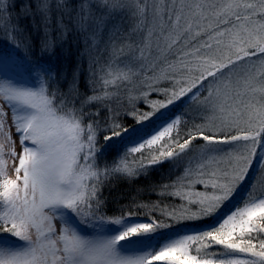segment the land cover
<instances>
[{
  "label": "snow or ice",
  "instance_id": "obj_1",
  "mask_svg": "<svg viewBox=\"0 0 264 264\" xmlns=\"http://www.w3.org/2000/svg\"><path fill=\"white\" fill-rule=\"evenodd\" d=\"M128 13L151 23L129 32L112 19ZM11 19L9 0H0V26ZM30 19L46 38L42 51L55 47L53 33L67 38L69 23L86 47L101 31L109 40L103 63L89 56L90 94L79 91L77 75L67 93L50 91L55 74L39 62L30 68L36 86L0 77V264H264V189L254 182L242 205L213 219L257 159L264 169V0H36ZM9 42L20 49L15 36ZM10 65L19 67L0 54V70ZM109 88H146L164 99L151 101V111L125 112L132 125L117 118L101 127L93 102L102 104ZM186 100L196 102L191 113L168 114ZM154 117L159 125L146 132ZM98 137L105 145L128 140L107 161ZM133 154L135 165L123 164ZM165 163L182 169L155 186L179 201L166 213L172 223L141 222L124 206L118 216L102 214L111 176L146 175ZM205 220H213L208 228L181 232Z\"/></svg>",
  "mask_w": 264,
  "mask_h": 264
},
{
  "label": "trees",
  "instance_id": "obj_2",
  "mask_svg": "<svg viewBox=\"0 0 264 264\" xmlns=\"http://www.w3.org/2000/svg\"><path fill=\"white\" fill-rule=\"evenodd\" d=\"M83 0H70V3L73 6H77L82 3ZM143 2V0H141ZM34 2L32 0H9V7L11 8V21L8 22L11 24H16L18 31L14 33H9V35L15 36L16 40L20 42V49L13 48V44L9 42V35L7 36L5 32L0 30V49L10 48L12 51H15L13 54L18 65L25 70L27 73H32L30 71L32 63L39 62L45 65L50 69L52 73L55 74V79L49 81L51 84L50 91L59 88L60 92L67 93V88L70 83L73 81L74 75L79 77V89L84 90L83 93H88L85 81L88 76L89 71V56H97L93 53V50H90L91 39L88 40V45L86 47L84 35L78 32L74 26L69 23L70 34L67 35V38L63 41L57 40L56 34L53 33V39L55 41V47L50 51H42V41L46 39L42 32L35 31L34 28H28L27 24H30L32 19H30L29 11L33 10L30 7L26 11L25 6H32ZM38 19V17L36 18ZM76 31L72 34V31ZM25 55L28 57V60H25ZM29 61L31 63H29ZM17 79H20L19 74H14ZM35 75V74H34ZM28 77V75H27ZM38 79V76L35 75ZM111 79V77H108ZM28 83H35L31 78H28ZM85 87V88H83ZM66 88V89H65ZM108 91L112 93L110 96L105 97L103 103L93 102L95 107L92 108V111L98 112L96 119L100 122L101 127L104 126L105 122L111 123L114 119L119 118V123L124 125L134 124V120L131 116H125L124 113H131L133 108L139 113H144L151 111L150 102L163 100L164 96L148 92L147 89L140 90H128L123 89L117 90L115 88H109ZM90 94V93H88ZM206 94V93H205ZM146 95V98H144ZM195 101L186 100L183 105L178 106L176 109H170L171 111H176L177 114L180 112H189L190 105ZM159 117H154L153 122H145V130L150 131L154 126H158ZM123 138H114L107 145L104 144L103 138L98 137L97 147L103 146V159L107 161H112L117 157L119 153L123 152L122 141ZM147 155V153H146ZM139 154L129 155L126 160L123 161V164L129 166H134L136 163V158ZM182 172V169L179 171L171 164L165 163L162 166H157L154 169L148 171L146 175H139L133 178H128L123 174H116L110 177V184L104 189V198L106 200L104 215L107 216H118L120 215L119 209L124 206L125 212L133 211L137 213L136 218L141 222H148L151 218H157L163 220L165 223H172V221L166 215L174 205H178L179 201L176 199H167L165 198L166 192L172 191V189L162 190L155 186H158L162 183H168L169 179H175L176 175H179ZM253 176V173L250 171L247 180L239 188L238 192L230 200L232 201L231 206L239 203L241 198V193L244 189H247L253 181L250 177ZM155 188V190H153ZM194 190L203 191V187L196 185ZM135 200L137 204L141 207L128 208L127 205H130L132 201ZM229 201V202H230ZM157 204L159 207L152 208L151 205ZM148 205V207H144ZM226 204L220 209L221 213L218 214L215 218L223 217L224 214L228 213L230 208H226ZM224 209V210H223ZM162 210L165 215H162ZM195 211V209H191ZM213 220L197 221V222H185L188 224L187 227H183L181 232H194L200 228H207ZM167 231V230H165ZM211 252L217 253V255L212 256L211 258L217 259L219 249H211ZM193 255L196 253L193 251Z\"/></svg>",
  "mask_w": 264,
  "mask_h": 264
},
{
  "label": "rangeland",
  "instance_id": "obj_3",
  "mask_svg": "<svg viewBox=\"0 0 264 264\" xmlns=\"http://www.w3.org/2000/svg\"><path fill=\"white\" fill-rule=\"evenodd\" d=\"M32 2H34V4L32 6H30V8L35 9L36 0H32ZM29 14H30V11H29ZM112 19L115 21L116 24L123 26V27H126L129 32H132L133 30L142 31L145 29V25L151 23V16H149L148 19L142 23L139 18L133 17L130 13L124 15L123 17L117 16V17H113ZM33 22H31L30 24H27V27L29 29L33 27ZM9 28H10V24L8 22H5L2 26H0V30L5 32L7 36L10 33ZM71 31H72V34L76 32L74 30H71ZM68 34H70V31H68ZM131 39L132 38H130L127 42L130 43ZM96 40H97V44L95 47L92 46V41H91L90 50H93V53L95 55L100 56L101 63H103L104 62L103 57L106 55L105 48L107 47V44H108L109 33L107 31H101L100 35L96 38ZM13 48L16 49V47H14V46H13ZM0 54H3L5 57H13L14 58L13 54H15V51L14 50L12 51V49H10V48H7V49L3 48V49H0ZM15 62H16V60H15ZM16 64H18V63L16 62ZM16 73L19 74L21 77L20 79L17 80V82L25 83L29 86H35L34 84L28 83V80H29L28 78H31V80H33L34 82L36 81L35 83H38V79L36 77H34L35 75L33 73H27L20 66L18 68L15 66H12V65L5 67L4 69L0 70V77L12 79V80L16 81L17 77L14 75ZM27 75H28V77H27ZM70 84H69V86H70ZM69 86L66 87L67 92L69 90ZM83 88H85V87H83ZM241 90H243V89H241ZM79 91H80V89H79ZM83 91L84 90H81L80 92L83 93ZM0 103H3L2 97H0ZM195 104H196V102H194L192 104V106H195ZM190 110H191V108H190ZM126 140H127V137H125L123 139L122 145L125 143ZM5 158L7 159V157H5ZM9 163H11V161H9ZM214 166L218 167V168H223V167L227 166V162L225 160V161L220 162ZM250 171L253 173V176L250 177L251 179H253V181H251L250 185H252L255 182L256 191H260V190L264 189V169L261 168L259 159H257L254 162L253 167L251 168ZM247 178H246V180H247ZM250 185H249V187H250ZM249 187L247 189H244L243 193H241L242 196L240 198L239 203L234 205L232 208H230L232 201L227 202V205L225 207L230 208V209L228 210V213L223 215V217L226 216L227 214H229L236 206L242 205V203L245 199V194L249 190ZM220 213H221V211H219L217 213V215ZM182 233L194 234L195 231L194 232H182ZM218 258H222V257H218Z\"/></svg>",
  "mask_w": 264,
  "mask_h": 264
}]
</instances>
